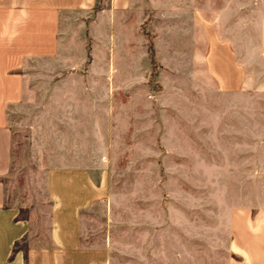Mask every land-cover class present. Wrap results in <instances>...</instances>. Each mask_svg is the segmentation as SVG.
I'll return each instance as SVG.
<instances>
[{
	"label": "rangeland",
	"instance_id": "1",
	"mask_svg": "<svg viewBox=\"0 0 264 264\" xmlns=\"http://www.w3.org/2000/svg\"><path fill=\"white\" fill-rule=\"evenodd\" d=\"M104 1L12 68L3 203L45 219L47 173L83 170L81 243L107 264H229L232 210L264 206V0H158L141 18Z\"/></svg>",
	"mask_w": 264,
	"mask_h": 264
},
{
	"label": "crops",
	"instance_id": "2",
	"mask_svg": "<svg viewBox=\"0 0 264 264\" xmlns=\"http://www.w3.org/2000/svg\"><path fill=\"white\" fill-rule=\"evenodd\" d=\"M230 1L225 0L226 3ZM96 2L0 0V264H23L21 251L8 260L13 242L21 238L26 241V264H107L103 248H91L81 243V211L91 202L95 189L86 171L69 169L47 173L51 203L45 211V219L41 218L42 210L29 209L25 219L15 220L17 208L3 203V178L7 175L11 156V136L4 118L5 105L17 93L11 70L25 66L28 60L53 56L58 48L59 20L71 13L90 11ZM104 2L106 8L101 11L108 15L115 11H136L141 18L149 17L159 9L155 6L158 0ZM244 60L246 65V58ZM230 227V248L238 259L231 260L229 264H264V206L254 211L248 207L233 209ZM42 229L47 237L45 245L39 241Z\"/></svg>",
	"mask_w": 264,
	"mask_h": 264
},
{
	"label": "trees",
	"instance_id": "3",
	"mask_svg": "<svg viewBox=\"0 0 264 264\" xmlns=\"http://www.w3.org/2000/svg\"><path fill=\"white\" fill-rule=\"evenodd\" d=\"M151 54V53H150ZM152 57V54H151ZM15 220H22L25 219V216H19L18 214L14 217ZM17 251H21L23 254V264H26V251H27V247H26V242L24 240V238H21L17 241H14L11 247V251L8 257V260H11L12 257L14 256V254Z\"/></svg>",
	"mask_w": 264,
	"mask_h": 264
}]
</instances>
